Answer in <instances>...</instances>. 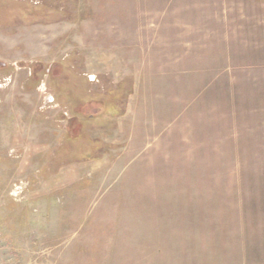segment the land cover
Returning a JSON list of instances; mask_svg holds the SVG:
<instances>
[{
    "label": "rangeland",
    "instance_id": "374dc122",
    "mask_svg": "<svg viewBox=\"0 0 264 264\" xmlns=\"http://www.w3.org/2000/svg\"><path fill=\"white\" fill-rule=\"evenodd\" d=\"M0 264H264V0H0Z\"/></svg>",
    "mask_w": 264,
    "mask_h": 264
},
{
    "label": "flooded vegetation",
    "instance_id": "af4514ba",
    "mask_svg": "<svg viewBox=\"0 0 264 264\" xmlns=\"http://www.w3.org/2000/svg\"><path fill=\"white\" fill-rule=\"evenodd\" d=\"M35 69H36V68H35ZM35 69H34V66H33V70H35Z\"/></svg>",
    "mask_w": 264,
    "mask_h": 264
}]
</instances>
